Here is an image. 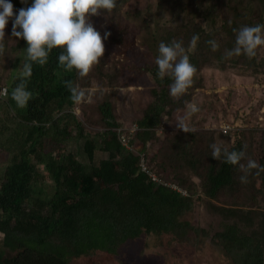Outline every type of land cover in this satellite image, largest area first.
Wrapping results in <instances>:
<instances>
[{"label":"trees","instance_id":"trees-1","mask_svg":"<svg viewBox=\"0 0 264 264\" xmlns=\"http://www.w3.org/2000/svg\"><path fill=\"white\" fill-rule=\"evenodd\" d=\"M158 1L171 7L174 13L175 7L179 8L177 12L183 10V3L194 5L201 0ZM231 1L235 10H247L246 20L222 19L219 21L220 35L206 38L199 36L206 30L204 26L213 28L216 23L213 16L218 2L207 4L206 10L194 5L195 15L203 16L202 22H182L180 25L199 39L190 47L186 45L184 54L196 69L202 62L211 65L217 61L222 69L230 68L241 74L258 73L264 65V45L256 49V55L251 59L243 54L225 58L224 53L235 46L233 29L264 24V0ZM32 2L11 0L14 14H18L20 8L31 6ZM115 8L111 10L113 18L117 16ZM236 14L242 16L243 12L236 11ZM114 21L115 33L108 27L111 23L98 32H109L108 41L124 45L121 24L117 17ZM7 28L11 36L12 18ZM172 33L176 34L165 33L160 42L182 41L184 33ZM11 39L17 40V49L27 44L22 38L11 36ZM210 40L218 43L216 51L207 43ZM189 48H192L191 52ZM61 52L63 48L54 47L46 64H32V75L25 80L32 98L25 107H19L12 98L13 90L21 82V74L11 76L6 83L5 96L0 97V150L9 154L8 163L0 166V232L3 235L0 264H28L18 258L24 251L43 254L50 258L51 264H73L72 258L93 250L113 253L118 243L134 237L141 226L150 232L175 228L178 222L169 215L170 204L176 205L179 212L188 211L193 205L191 196H182L156 185L139 171L138 155L123 147L111 130L116 126L111 102L103 100L93 106L106 129L102 132L86 130L73 110L76 102L65 81H71L73 86L85 92V96L87 89L84 87L88 82L75 69L65 71L59 65ZM143 69L155 83L154 102L138 120L141 129L135 134L134 141L135 138L140 140L139 151L145 154L148 167L161 178L172 179L186 190L197 186L205 197L206 208L223 220L222 230L216 232L212 240L230 258L231 264H264V172L256 175L253 169L249 182L241 184L238 177L242 173L238 166L222 162L223 158L221 161L212 158L210 145L216 144L215 132L203 128H193L195 131L191 133L175 130L166 135V148L162 153L160 148L149 154L147 143L156 137L159 119L169 117L189 96L184 94L178 101L173 99L169 95L173 81L167 76L161 79L155 63L146 64ZM104 75L109 76L107 72ZM83 104L81 109L86 110L87 104ZM238 133L234 134L229 147H221L228 151L244 150L248 158L264 165V132L257 158L251 152L252 142H246L243 131ZM101 147L108 155L89 171L87 164H95V152ZM82 158L86 161H81ZM192 175L198 179L197 185ZM44 180L48 182L47 189L38 190L34 184L39 186ZM221 193L231 198L230 203L219 205L214 202ZM193 230L204 232L199 228ZM4 250L16 255L3 257Z\"/></svg>","mask_w":264,"mask_h":264},{"label":"rangeland","instance_id":"rangeland-1","mask_svg":"<svg viewBox=\"0 0 264 264\" xmlns=\"http://www.w3.org/2000/svg\"><path fill=\"white\" fill-rule=\"evenodd\" d=\"M216 1L218 3L213 16L216 23L213 28L202 26L206 30L199 36L201 38L209 35L219 36V21L222 19H233L236 22L246 20L247 10L239 8L235 10L231 0H201L194 5L206 10L207 4ZM194 5L183 3L181 12H177L179 8L175 7V12L172 13L171 7L160 4L158 0L117 1L116 17L123 30L124 45L107 39L103 41L105 52L100 58V63L85 76L84 81L88 82L84 87L87 89V94L83 102H76L73 108L87 131L102 132L106 129L98 111L93 110L95 103L103 100L111 102L115 125L125 126L131 122H138L148 105L154 102L152 92L155 83L143 68L146 64L155 63L158 45L165 33L169 32L172 35L176 34L172 32H180L181 35L184 33L183 47L192 45L193 32L182 29L180 23L202 22L203 16L195 15ZM98 11V15H90L89 22L97 31L111 23L108 27H112V33H115L116 17L113 18L111 12L104 9ZM236 11L243 12L242 16H238ZM7 29L6 25L4 30L6 49L4 56H0V88H6V83L13 74H21L24 49L27 47L26 44L17 49V40L11 39ZM99 33L103 37L104 34ZM180 33L177 35L180 36ZM189 50L191 52L192 48ZM213 62L211 65H204L202 62L198 66L194 83L186 93L189 98L184 105L175 108L169 117L163 116L159 119V126L155 130L156 137L150 138L147 143L150 148L149 154L158 152L160 148L162 153V149L166 148L165 138L178 130L176 121L178 118H183L190 128L214 131L216 144L226 148L232 144L234 134L243 131L246 142L248 140L252 142L251 152L257 158L264 132V65L258 73L248 71L241 74L240 71L236 72L230 68L222 69L219 62ZM106 72L109 76L104 75ZM111 85L114 86L111 88ZM83 103L87 104L86 110L81 109ZM193 104L199 108L196 113L190 111V105ZM225 130L227 133H223ZM106 139L110 140L109 137ZM134 143V150L139 151V147L142 146L140 140L135 138ZM131 152L136 154L135 151ZM107 155L103 147L98 149L95 152V164L91 166L86 162L89 166L88 170L93 171L97 166L96 163ZM8 158L9 154L1 149V167L8 163ZM81 161L86 160L82 158ZM191 178L195 184L198 182L193 175ZM95 180L101 184L98 178ZM34 185L38 190L45 191L48 182L44 180L39 186ZM186 191L189 194L187 196H191L193 200L190 210L179 212L175 209L176 205L170 204L169 215L178 222L175 228L168 227L150 232L147 227L141 226L134 237L118 243L115 252L93 250L89 254L72 258L71 262L73 264H231L230 258L220 251L212 240L214 234L222 230L223 220L206 208L205 197L197 186ZM230 199L226 193H221L214 202L227 205ZM194 228L203 229L205 233L201 230L196 233ZM2 236L0 232V246ZM4 251L3 257L16 255L15 252ZM18 258L22 263L51 264L49 257L32 251H24L18 255Z\"/></svg>","mask_w":264,"mask_h":264},{"label":"clouds","instance_id":"clouds-1","mask_svg":"<svg viewBox=\"0 0 264 264\" xmlns=\"http://www.w3.org/2000/svg\"><path fill=\"white\" fill-rule=\"evenodd\" d=\"M21 2L26 3L27 0ZM13 7L11 0H0V56H4L6 49L4 30L12 18L11 36L22 38L27 43L24 49L22 79L12 92V98L19 107H25L32 98V93L27 90L25 83L32 75V64H46L54 47L63 48V52L58 56L59 65L65 71L75 69L80 77L87 76L92 68L100 63V58L105 52L103 41L110 33L105 32L101 37L89 22V18L90 15H98L100 9L111 12L116 7V0H33L31 6L20 8L18 14H14ZM233 31L236 33L235 46L225 50V58L242 54L250 59L255 57L256 49L264 45V24L242 25ZM198 39L197 35H193L192 43L195 44ZM207 43L213 51L219 48L215 40ZM184 52L183 41L174 39L169 43L162 41L158 45V55L155 58L158 76L161 79L167 76L173 81L169 86V95L173 99H179L187 93L197 72ZM65 86L75 102H83V90L73 86L71 81H65ZM190 111L196 113L199 108L193 104L190 105ZM176 122V127L185 133L195 131L185 124L183 118H178ZM210 148L213 159L221 161L223 158L222 162L238 166L242 173L238 177L241 184L249 182L248 177L253 174V169L256 170V175L264 172V165L248 158L244 150L228 151L216 144L210 145Z\"/></svg>","mask_w":264,"mask_h":264},{"label":"built area","instance_id":"built-area-1","mask_svg":"<svg viewBox=\"0 0 264 264\" xmlns=\"http://www.w3.org/2000/svg\"><path fill=\"white\" fill-rule=\"evenodd\" d=\"M5 94H6V88L1 87L0 88V97L5 96ZM226 128L229 129L228 126H226ZM140 129H141V127L139 126V124L137 122H131L125 126H117L116 125L111 130L114 131L117 140L121 143V145L123 147L127 148L130 151H135L136 155H138V163L137 164H138L139 171L143 172L147 176V179L149 181L153 182L156 185L165 186L168 189H170L171 191H175V192L181 194L182 196L189 195L187 193V191L184 188L180 187L174 180H172V179L166 180V179L158 176L157 173H155L153 170H151L148 167L147 162H146V158H145V154L141 151H136V149L134 150V148H135L134 142H133L134 136L137 133V131Z\"/></svg>","mask_w":264,"mask_h":264}]
</instances>
